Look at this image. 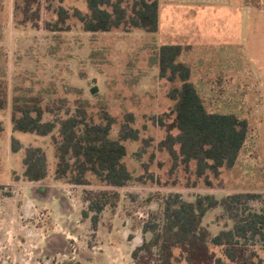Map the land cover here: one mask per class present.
<instances>
[{"label":"rangeland","instance_id":"rangeland-1","mask_svg":"<svg viewBox=\"0 0 264 264\" xmlns=\"http://www.w3.org/2000/svg\"><path fill=\"white\" fill-rule=\"evenodd\" d=\"M182 1L159 0L160 30L151 34L133 28L86 32L73 14L76 9L88 12L87 0H43L37 26L24 22L23 13L15 9L16 0H0V80L8 98V106L0 110V264H134L133 250L145 237L151 238L144 236L143 224L152 213L161 211L168 195L180 194L195 201L205 195L222 199L237 193L264 194V151L259 146L249 149L253 138L264 145L259 39L247 31L237 41L223 37L225 26L237 25L232 9L228 8L227 17L222 7ZM133 4L134 0H126L124 5L130 11ZM62 8L69 13L65 24L60 17ZM163 45L191 47L179 62L191 67V81L208 111L234 114L251 123L254 134L248 135L237 165L223 168L218 179L211 173L199 178L195 163L188 167L176 163L160 147L169 134L167 125L174 119V115L166 117L175 105L170 92L179 85L160 77L159 49ZM238 46L244 52L242 62L250 70H228L230 61L226 63L225 58ZM225 67L234 79L225 86L223 96ZM94 89L97 91L92 93ZM16 98L37 101L45 111V121L67 118L85 108L99 122L107 112L116 120L114 139L129 122L128 116H133L130 124L140 138L125 143L128 155L124 162L135 182L117 189L119 206L106 209L98 232L93 231L91 219L83 217L89 206L86 192L111 188L92 175L90 185L57 181L53 136L13 129ZM54 135L58 136V130ZM14 138L23 147L18 153L12 151ZM29 147L43 148L48 157V177L39 183L24 177ZM203 224L217 235L228 219L218 208L207 214ZM257 253L264 260V250L257 249Z\"/></svg>","mask_w":264,"mask_h":264},{"label":"trees","instance_id":"trees-1","mask_svg":"<svg viewBox=\"0 0 264 264\" xmlns=\"http://www.w3.org/2000/svg\"><path fill=\"white\" fill-rule=\"evenodd\" d=\"M46 2L64 0H45ZM43 0H16V11L24 15L25 23L37 26L41 18ZM126 0H87L88 12L76 9L74 16L86 32H111L115 29H141L157 34L160 30L159 0H134L129 11ZM61 22L69 18L60 11ZM50 27V24L48 25ZM191 49L184 45H163L159 49L160 77L179 83L170 92L175 102L167 125L168 136L160 144L172 159L186 165L195 163L197 176L211 173L218 179L223 168H234L241 157L249 135V123L234 114L208 111L198 89L191 81L192 69L179 62V57ZM8 106V98L0 80V110ZM45 111L37 101L32 103L16 98L12 124L15 132L52 135L57 159L55 177L71 185H90L89 175L96 177L109 190L86 192L88 210L83 217L91 219L92 229L98 232L103 213L108 207L117 209L121 201L117 189L135 182L133 173L124 160L128 155L125 145L138 141L139 131L131 126L133 119L122 125L117 139L112 137L116 124L107 112L100 121L80 108L67 118L44 120ZM164 118L160 120L164 126ZM58 130V136L55 131ZM177 131L174 135L172 132ZM22 144L16 138L12 151L18 153ZM24 177L31 183L44 181L49 174L46 152L41 147L25 150ZM141 181V178L136 180ZM221 208L228 219L224 230L217 235L204 226L211 210ZM92 214V216L90 215ZM229 223L231 225H229ZM145 237L132 252L134 264H264L257 249L264 250V194L237 193L217 199L214 195L198 196L187 201L180 194H170L159 213H152L143 224ZM134 238L132 235L129 237ZM219 249L220 253L213 249Z\"/></svg>","mask_w":264,"mask_h":264},{"label":"crops","instance_id":"crops-1","mask_svg":"<svg viewBox=\"0 0 264 264\" xmlns=\"http://www.w3.org/2000/svg\"><path fill=\"white\" fill-rule=\"evenodd\" d=\"M177 1V0H176ZM191 0L189 3H196V4H205L207 6H215V7H222L224 15L229 17V12L231 9L233 10L234 19L237 20V25L235 27H224L223 30V37H228L231 41H237L240 38H242L243 31L249 32L251 35L254 36V38H258V44L260 46L259 52V69L261 71V74L264 73V0ZM185 1L183 0L182 3ZM234 2V3H233ZM230 10H229V9ZM226 10V11H224ZM241 35V36H240ZM230 57L226 61H230L228 64V70L231 69V67L237 71L244 69L245 65L242 62V59L244 58V52L240 49V46L237 47V49L233 48L231 49V52H229ZM232 60V61H231ZM227 63V62H226ZM243 65H242V64ZM227 67L224 68V72L222 74V80H223V89H222V95L227 94L226 85L230 84V81L234 79L232 76L227 74L225 70ZM245 69H247L245 67ZM247 70H250L249 68ZM262 77V76H261ZM233 81V80H232ZM264 87V84H262ZM250 94V93H247ZM262 96L264 97V89ZM249 123V135L254 134V131L251 129V123L248 119ZM252 141V145L249 149H258V146L261 147L262 151H264V145L260 146L255 142ZM264 153V152H263ZM258 155V153H257ZM237 165V164H236ZM248 193V192H247ZM256 193V192H251ZM138 243V242H137ZM141 243H138L139 246Z\"/></svg>","mask_w":264,"mask_h":264},{"label":"water","instance_id":"water-1","mask_svg":"<svg viewBox=\"0 0 264 264\" xmlns=\"http://www.w3.org/2000/svg\"><path fill=\"white\" fill-rule=\"evenodd\" d=\"M97 91V89H94L93 91H92V93H95Z\"/></svg>","mask_w":264,"mask_h":264}]
</instances>
